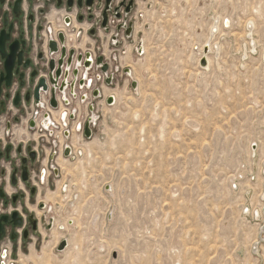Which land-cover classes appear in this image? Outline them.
<instances>
[{
  "label": "rangeland",
  "instance_id": "1",
  "mask_svg": "<svg viewBox=\"0 0 264 264\" xmlns=\"http://www.w3.org/2000/svg\"><path fill=\"white\" fill-rule=\"evenodd\" d=\"M138 11L146 52L116 46L117 102L14 264H264V0Z\"/></svg>",
  "mask_w": 264,
  "mask_h": 264
},
{
  "label": "flooded vegetation",
  "instance_id": "2",
  "mask_svg": "<svg viewBox=\"0 0 264 264\" xmlns=\"http://www.w3.org/2000/svg\"><path fill=\"white\" fill-rule=\"evenodd\" d=\"M140 2L0 0V264L43 233L64 168L92 139L100 106L116 104V46L138 41L133 50L146 52ZM131 62L123 71L132 77ZM54 226L50 216L45 228Z\"/></svg>",
  "mask_w": 264,
  "mask_h": 264
},
{
  "label": "bare ground",
  "instance_id": "3",
  "mask_svg": "<svg viewBox=\"0 0 264 264\" xmlns=\"http://www.w3.org/2000/svg\"><path fill=\"white\" fill-rule=\"evenodd\" d=\"M228 20V19H227ZM227 20H225V23L227 22ZM216 43V42H215ZM213 46V45H212ZM211 46V47H212ZM211 49H214V47H212ZM215 51V50H214ZM202 55H204V56H206V58H207V66L206 67H202V68H204V69H207V68H209L210 67V65H211V57L209 56V55H207V54H204V52H203V54ZM253 150H255V149H253ZM261 196H262V198H263V206H264V192L261 194ZM262 206V203H261V207H262V212L260 211V210H255V215H256V213H257V215L259 216V217H261V218H263L264 217V207ZM260 207V206H259ZM67 240V239H66Z\"/></svg>",
  "mask_w": 264,
  "mask_h": 264
},
{
  "label": "water",
  "instance_id": "4",
  "mask_svg": "<svg viewBox=\"0 0 264 264\" xmlns=\"http://www.w3.org/2000/svg\"><path fill=\"white\" fill-rule=\"evenodd\" d=\"M213 30L215 31L216 28H214ZM201 64L202 65H206L207 64V58L206 57L202 58ZM112 100H113V98L112 99L111 98L109 99V101H112ZM85 133H86V136L87 137H90L91 132H90V129H89V124L86 125V132ZM66 245H67V240H63L61 242L60 246H59V249L60 250L64 249L66 247ZM114 256H116V254H114Z\"/></svg>",
  "mask_w": 264,
  "mask_h": 264
},
{
  "label": "built area",
  "instance_id": "5",
  "mask_svg": "<svg viewBox=\"0 0 264 264\" xmlns=\"http://www.w3.org/2000/svg\"><path fill=\"white\" fill-rule=\"evenodd\" d=\"M12 263V262H11Z\"/></svg>",
  "mask_w": 264,
  "mask_h": 264
}]
</instances>
